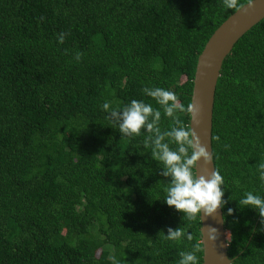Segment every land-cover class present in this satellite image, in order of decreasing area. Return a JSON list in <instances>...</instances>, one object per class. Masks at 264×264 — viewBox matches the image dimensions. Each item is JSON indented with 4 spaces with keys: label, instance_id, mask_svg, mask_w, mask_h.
<instances>
[{
    "label": "trees",
    "instance_id": "trees-1",
    "mask_svg": "<svg viewBox=\"0 0 264 264\" xmlns=\"http://www.w3.org/2000/svg\"><path fill=\"white\" fill-rule=\"evenodd\" d=\"M233 12L223 0H0V264H178L200 242V220L164 201L170 178L148 133L121 135L102 105L142 100L170 130L143 89L187 106L197 58ZM211 139L228 257L264 264L259 211L238 204L264 198V18L223 61ZM178 227L193 241L165 239Z\"/></svg>",
    "mask_w": 264,
    "mask_h": 264
},
{
    "label": "clouds",
    "instance_id": "clouds-1",
    "mask_svg": "<svg viewBox=\"0 0 264 264\" xmlns=\"http://www.w3.org/2000/svg\"><path fill=\"white\" fill-rule=\"evenodd\" d=\"M223 5L226 9L247 12L256 7V0H246V4L240 0H223ZM65 35V33L58 35V43H64ZM82 56L83 53L77 52L75 60L79 62ZM143 92L156 101L165 117L171 119L170 130L161 131V111L142 100L133 99L120 110L112 108L109 102H105L102 109L108 113L113 123L118 124L121 135L140 136L142 129L148 133L144 139V147L150 148L151 157L163 165L161 175L170 178L164 199L168 206H174L188 221L201 220V213L204 217H214L218 209L226 203L223 199L224 189L221 187L225 183L224 177L214 168L207 175H197L195 171L197 162L202 160L204 165H208L213 160V153L206 150L197 133L188 128L178 115L190 114L192 120L198 123L200 105L192 101L185 106L175 92L160 87H145ZM213 139L219 141V136H214ZM173 143L177 146L175 149L170 147ZM258 171L259 178L264 181V163L259 164ZM238 204L241 208L251 206L257 209L264 223V198L247 192ZM232 212L233 209L229 208L228 213ZM207 235L214 243L217 239V229L209 226ZM165 239L170 241L186 239L191 242L194 237L190 232L178 227L175 230L168 228ZM201 250V243L197 242L192 245L191 251L179 252L178 264H199L197 253ZM219 259L224 260L225 257L219 256ZM113 261L114 264H118L115 257Z\"/></svg>",
    "mask_w": 264,
    "mask_h": 264
},
{
    "label": "water",
    "instance_id": "water-1",
    "mask_svg": "<svg viewBox=\"0 0 264 264\" xmlns=\"http://www.w3.org/2000/svg\"><path fill=\"white\" fill-rule=\"evenodd\" d=\"M262 18H264V0H256V7L247 12L234 11L213 31L197 58L191 102H197L201 112L198 123L190 116L189 128L197 133L202 145L208 151L212 152L213 106L223 61L238 39ZM213 168L215 169L213 160L208 165H204L201 160L197 162L195 171L197 175H207ZM201 217L202 264H231L232 259L227 254L230 237L224 226L222 208L218 209L214 217H204L203 213ZM209 226L217 229V239L214 243L208 239ZM219 256L225 259L221 260Z\"/></svg>",
    "mask_w": 264,
    "mask_h": 264
},
{
    "label": "rangeland",
    "instance_id": "rangeland-1",
    "mask_svg": "<svg viewBox=\"0 0 264 264\" xmlns=\"http://www.w3.org/2000/svg\"><path fill=\"white\" fill-rule=\"evenodd\" d=\"M229 235V234H228Z\"/></svg>",
    "mask_w": 264,
    "mask_h": 264
}]
</instances>
